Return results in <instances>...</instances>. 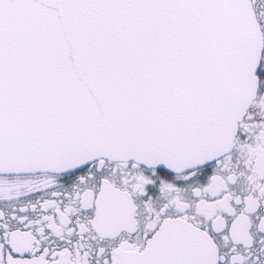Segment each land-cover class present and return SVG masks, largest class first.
<instances>
[{"label": "snow or ice", "instance_id": "snow-or-ice-1", "mask_svg": "<svg viewBox=\"0 0 264 264\" xmlns=\"http://www.w3.org/2000/svg\"><path fill=\"white\" fill-rule=\"evenodd\" d=\"M0 264H264V0H0Z\"/></svg>", "mask_w": 264, "mask_h": 264}]
</instances>
